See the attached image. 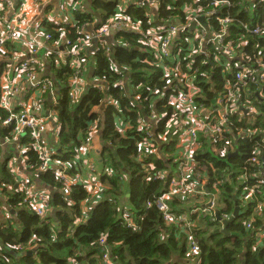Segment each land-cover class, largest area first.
Masks as SVG:
<instances>
[{
  "label": "clouds",
  "instance_id": "obj_1",
  "mask_svg": "<svg viewBox=\"0 0 264 264\" xmlns=\"http://www.w3.org/2000/svg\"><path fill=\"white\" fill-rule=\"evenodd\" d=\"M113 2L115 12L108 14L89 0H65L48 12L37 9L50 0H0V61H11L0 99V128L16 122L0 143V159L11 156L12 174L8 184L0 182V215L15 219L9 217L8 200L16 194V207L39 213L26 243L18 236L0 238V264H19L25 249L36 255L57 244L63 248L60 264H202L209 247L221 254L224 264L230 259L235 264H264V0H209L206 7L190 0L181 8L169 0L166 17L159 13L161 0ZM129 2L143 9L145 19L122 14ZM222 8L232 11L222 19L215 17L214 26L213 14ZM97 22L101 26L92 28ZM122 29L134 30L138 38H117L116 31ZM100 37L111 43L100 42L107 63L93 78L89 73L96 67L95 53L84 50ZM114 45L136 48L147 58L121 62L108 52ZM36 52L43 54L21 60L25 53ZM70 54L69 75L65 68ZM217 66L222 71L218 96V82L210 79ZM137 69L141 75L157 70L162 75L151 86L134 83L126 74ZM201 80L208 91L204 100L194 101L202 95L197 86ZM53 82L57 88L70 86V95L58 96ZM114 87L119 91L113 95ZM90 88L97 90L95 103L78 108ZM109 105L116 119L106 134ZM165 120L168 126L162 128ZM25 124L29 132L21 144ZM257 132L261 139L242 147ZM168 142H177L174 160L164 151ZM205 142L218 160L226 153L231 159L238 151L239 162L223 168H215V161L201 163ZM128 143L136 150L130 159L122 158L117 150ZM31 149L39 153L38 159L24 155ZM65 152L66 161L49 159ZM209 169L212 175H205ZM48 171L51 177L40 179L39 174ZM134 176L141 177L135 191L130 186ZM195 201L211 206L194 207ZM98 206L110 208V214L106 210L96 215ZM217 210H224L220 220ZM57 213L68 222L62 224ZM117 220L121 230L113 232ZM226 224L235 228L220 231ZM45 225L50 228L46 240L34 232ZM22 230V225H13V231ZM224 235L230 236L226 246L216 242Z\"/></svg>",
  "mask_w": 264,
  "mask_h": 264
},
{
  "label": "trees",
  "instance_id": "obj_2",
  "mask_svg": "<svg viewBox=\"0 0 264 264\" xmlns=\"http://www.w3.org/2000/svg\"><path fill=\"white\" fill-rule=\"evenodd\" d=\"M168 2H169V0H161L160 7H159V13L162 17H166L168 15V13L165 10V5ZM186 2H190V0H175V5H176V7L181 8L183 6V4ZM89 3L91 4V6L93 8H100L102 10H106V12L108 14H114V12H115V3L113 2V0H89ZM199 3H200V6L206 7L209 2L201 1ZM230 11H232V9L222 8L221 9V15L224 16V14H228ZM142 13H143V9H129V10H127V12H125L124 15L136 17L138 19L143 20L145 18L142 16ZM99 26H101V25H99ZM99 26H97V27H99ZM116 37L117 38L122 37L128 41H134L137 39V36L129 34L128 32L118 33V34H116ZM109 51L115 59H117L121 62H129V61L136 59L137 57H139L140 59H146L147 58V53L139 52V51H137L136 48H125L122 45H114L113 47H110ZM94 59L96 60V67L93 68V77L95 78L96 76H98L102 73L104 67L106 66L107 61H106L105 50L104 49H98L95 52ZM5 65H6L5 63L0 64V73L4 69L3 67ZM207 67H211V65L209 64ZM65 70L70 75L71 70L68 68V66H66ZM203 70L204 69L202 68V71ZM141 71H142L141 69H137L136 71H133L131 73H127L126 75H128L130 80L134 83L148 82L150 86L152 83L157 82L159 79V76L162 75V71H160V70H157L156 72H152V73H147L146 75H141ZM212 73L213 74H212V77L210 76V79H214L218 82L217 83V91L219 92V89L222 88L221 87L222 85L219 84V81L222 79V75L218 71H214ZM199 83L201 85L202 95H201L200 99L196 98L195 101L204 100L205 96L203 94L208 91L204 81L201 80V81H199ZM60 87H62V89L60 91V96L68 97L70 95V93L68 92L66 87H64V86H60ZM118 91H119L118 87L111 88L110 94L114 95V94L118 93ZM166 91L169 94V90H166ZM96 96H97V90L96 89H94V88L88 89V91L85 93V95H83L81 102H80V105H78L77 107L81 108V107H84L86 105L95 103ZM201 106L205 107L206 104L202 103ZM169 107H171V106L169 105ZM94 116H95V113H93L92 116L89 117V120L93 119ZM170 116L171 115H169L168 119H170ZM115 119H116V116L112 112L111 105H109L105 109V124H106L105 132H106V134L108 132H110V130L114 127ZM167 126H168L167 121L165 120L162 124V128H167ZM6 133H7V131L1 130L0 131V138L5 137ZM76 136H77V138H79L80 133L77 132ZM26 137H27V133H26V136L23 139H21V141H20L21 144L27 142ZM259 140H260V137L255 139V141H253L251 143L245 142L242 145V147L249 146V145H251V144H253ZM174 145H175V142H168V146L164 149V151L170 152L172 154L170 157L171 160L175 159L174 153H175L176 149H175ZM78 146L82 148L83 143L79 144ZM102 148H103V146H102ZM204 148L206 150L204 152L200 153L199 157H198V159L201 163H203L204 161H209V162L215 161L216 162L214 165L215 168H223L226 165H231L233 163V161L239 162V156H240L239 152H237L235 155H232L231 159H229L228 153H226L224 160H218L216 155H214L212 149H210L207 146V144H204ZM135 150H136L135 145L133 143H128L126 147L119 148L117 151L122 158H129L130 159L132 152ZM56 151L61 152L62 149L57 148ZM26 155L29 156L30 159H38L39 158L37 156V154L32 152V151L27 152ZM54 158L55 159H61V161L63 162L69 158V153L65 152L63 156H61V157L54 156ZM7 160L8 159H4V158L0 159V182H2L3 184H8L10 182L11 175H12L10 173L8 167H7ZM147 162L151 163V160L149 159ZM26 163H27V161H26ZM174 169H175V165H173V170ZM39 175H40V179H47V178H50L52 174L50 171H48V172H46V174H39ZM140 179H141V177H139V176H134L132 178L130 186H131L133 191H135L136 186H137L138 182L140 181ZM75 187L79 188L80 186H75ZM207 188L210 190L211 184H209L207 186ZM88 190L86 189V187L83 189V191L85 193H87ZM52 197L54 200H57V201L59 199L58 196L54 193L52 194ZM19 203H20L19 194H16V195L9 198L8 204L12 205V207H10V209H12V210L17 209V211H18V213L16 215L17 219H13V220L9 219V221L6 222V224L0 230V238H2L4 240H8L9 238H11L13 236H18L20 242L26 243L27 240L31 238V235L33 234L32 226L39 222V217H37L33 214H29V213L25 212L24 210H22L23 206L16 207V205H18ZM201 205L202 204L199 201L193 202L194 207H200ZM106 210L110 214V208H107V209L105 207L100 208L99 206L97 207L95 212H96V215H100L101 213H103ZM220 211L222 212L224 210H220ZM57 218L61 220L62 224H66L68 222L67 217L60 216L59 213H57ZM191 218H193V216H191ZM217 220H219V219L217 218ZM15 224L22 225L23 230L20 231L19 233L13 231V225H15ZM234 228H235L234 224H228L225 230L231 232ZM120 230H121L120 229V223H119V220H117L113 224V232H118ZM34 232H35V234L40 235L41 237H43L46 240L49 237L50 228L48 225H45L42 228L36 227L34 229ZM216 235H217L216 233H213V236H216ZM229 239H230L229 235H224V236L220 237L216 242L219 243L222 240L226 246ZM62 252H63V248L61 247L60 244H57L56 247L53 249L41 250L36 255L33 254V250L25 249V254L20 259L19 264H50V262L52 260H57L58 264H60V258H61ZM89 254L91 255V253H89ZM186 254H187V250L185 249L181 253V255L183 256ZM202 255H203L202 264H224V260H223V257L221 256V254L218 251H213L210 247L205 248ZM228 264H235V262L233 259H230L228 261Z\"/></svg>",
  "mask_w": 264,
  "mask_h": 264
},
{
  "label": "built area",
  "instance_id": "obj_3",
  "mask_svg": "<svg viewBox=\"0 0 264 264\" xmlns=\"http://www.w3.org/2000/svg\"><path fill=\"white\" fill-rule=\"evenodd\" d=\"M201 1H204V2H209V0H199V2H201ZM20 2V0H18V3ZM63 2H65V0H63ZM74 2H75V0H74ZM129 9H141V8H138V7H136L133 3H131V2H129L128 3V5H127V7L124 9V12L122 13L123 15L125 14V12H127V10H129ZM39 11V10H38ZM149 11H155V10H152V9H149ZM225 15H227V14H224V16ZM217 16H219L221 19L224 17V16H222L221 15V9L219 10V11H217L216 13H214L213 14V17H212V19H211V23L215 26L216 24H218V21L215 19V17H217ZM200 18H203V17H198L197 18V20L199 21V19ZM204 19V18H203ZM200 22V21H199ZM204 22H205V20H204ZM159 21H153V24H154V26H159ZM193 23H195V22H193ZM201 23V22H200ZM203 24V23H202ZM100 24H99V22H97V24H95V25H93L92 26V28H94V29H98L100 26H99ZM50 26L51 27H56V28H58V27H61V26H64V27H68V25H60V24H55V25H53V24H51L50 23ZM97 26H99V27H97ZM194 27H195V25H194ZM86 32H88V31H91V29H86L85 30ZM125 32H128L129 34H132V35H134V36H137V34L134 32V30H131V29H122V30H117L116 31V33H115V35L116 34H118V33H125ZM164 35H166V34H164ZM107 37H100L99 39H96V38H93L92 40H90V42H89V46L88 47H90V44L91 43H94V42H97V44L95 45L96 47H95V49H93L94 51V53L98 50V49H104L102 46H101V41H103L104 43H105V39H106ZM137 38H138V36H137ZM106 44V43H105ZM58 47V50L59 51H64V46L63 45H59V46H57ZM88 47H86L85 48V50L88 48ZM84 50V51H85ZM110 50V48H108V52H110L109 51ZM38 53H40V52H36V53H29L30 55H32V56H35V55H38ZM53 54H51L50 53V57L52 56ZM77 55H80L79 53L77 54ZM81 58H83V57H81ZM68 59V62H67V64H66V66H68V68L71 70V54H70V56H69V58H67ZM235 59L236 58H233V64H235ZM1 63H5L6 65L2 68L3 70L1 71V73H0V99H2V96H3V84H4V80H5V71H6V69L8 68V65L9 64H11V61H0V64ZM210 65H211V62H210ZM221 75H222V71H221V69H220V67L219 66H217V69H216ZM9 74V73H8ZM211 77H212V75H211ZM53 85L55 86L56 84H55V82H53ZM197 86L198 87H201V85H200V83H198L197 84ZM222 87V86H221ZM55 88V87H54ZM54 88H53V90H54ZM66 89L68 90V92L70 93L71 92V87L70 86H68V87H66ZM220 91H222V88L221 89H219V92L217 91L216 93H215V95H219V93H220ZM201 93H202V89H201ZM45 94H47V93H45ZM169 95H172V92H171V90L169 89ZM178 95V94H177ZM196 98H198V99H200L201 98V96L200 97H193V100L195 101V99ZM171 106V105H170ZM202 107V106H201ZM219 107V106H218ZM18 109H14V111H17ZM217 115H219V113H217ZM170 119H171V116H170ZM15 126H16V122L15 121H11L10 123H9V125L8 126H5V127H3V128H0V131L2 130V131H7V133H6V136H10L11 135V133L15 130ZM253 131H256V126L254 125L253 126ZM23 132L25 133V135H22V136H20L19 138H18V140H19V142L21 141V139H23L25 136H26V133H28L29 132V126L27 125V124H25V126H24V129H23ZM196 135L197 136H199V132H197L196 133ZM227 134H225V136H226ZM260 137V139H261V136H260V133L259 132H257L255 135H253L249 140H247L246 142H248V143H251V142H253V141H255V139H257V138H259ZM3 142V140H2V138H0V143H2ZM205 144H207V146L210 148V149H212V146H211V144H209L208 142H205ZM84 146V145H83ZM175 149H176V151H175V153H174V156L176 157V153H177V151H178V148H177V142H175ZM217 146H219V145H217ZM203 147H204V145H203ZM30 151H32V152H34V153H36L37 154V156L39 157V153L38 152H36V150L35 149H31ZM238 152V151H237ZM236 152V153H237ZM236 153H234V154H236ZM27 154V152L25 153V155ZM215 155V154H214ZM55 156V155H54ZM54 156H50L49 157V159H55L54 158ZM11 158H8V160H7V167H8V161L10 160ZM175 170V169H174ZM205 175H211L212 174V172H211V170L209 169V170H207L205 173H204ZM66 175H67V173H66ZM172 179H175V177H172ZM210 184V183H209ZM13 187L14 188H16V187H19V185L18 184H13ZM86 189L88 190V188L86 187ZM199 190H200V186L199 185H197V192H199ZM169 191H171V187H170V181H169ZM163 195H167V193H164ZM206 206V205H205ZM205 206H203V205H201L200 207H205ZM208 206V205H207ZM209 206H211V205H209ZM29 207H31V205H29ZM22 210H24L25 212H27V213H29V214H33V215H35V216H37V217H39V213H37L36 211H35V209L33 208L32 210H31V212H29L28 210H26L24 207H23V209ZM193 215V217L195 218L196 217V213H193L192 214Z\"/></svg>",
  "mask_w": 264,
  "mask_h": 264
},
{
  "label": "crops",
  "instance_id": "obj_4",
  "mask_svg": "<svg viewBox=\"0 0 264 264\" xmlns=\"http://www.w3.org/2000/svg\"><path fill=\"white\" fill-rule=\"evenodd\" d=\"M57 3H63V0H50V3L48 4V5H46L45 7H44V9H37V11L39 10V11H44V12H48V11H50L51 10V5H53V4H57ZM105 43L106 44H109V43H111V41H110V39L107 37L106 39H105ZM97 44V42H94V43H91L90 44V47H88L86 50H85V53H94L93 51V49H95V45ZM43 53L42 52H40V53H38V55H35V56H32V55H30L29 53H25V56L24 57H21V60H23V59H25V58H35L36 56H41ZM46 70H47V65H46ZM92 77H93V69H91V71H90V73H89ZM13 74H12V72H9V74H8V76L9 77H11ZM94 78V77H93ZM55 84H56V82H55ZM55 88H54V91L55 92H57V94H60V91H61V89H62V87H59V88H57L56 87V85L54 86ZM83 95H85V93L83 94ZM83 97V96H82ZM48 99V94H45V100H47ZM45 107H49V105L48 104H45ZM84 145V144H83ZM84 146H82V148H83ZM24 155H25V153H24ZM4 159H8V158H11V156L10 155H5L4 157H3ZM17 165L19 166V161H17ZM0 203H3V201H2V199H0ZM105 204H107V202H105ZM207 204H208V202L207 201H205V203L204 204H202L203 206H207ZM100 208H104V206H99ZM234 209L235 208H233L232 210H233V212H234ZM219 211V216H221V211L220 210H218ZM17 213H18V211H17V209H15V210H12V209H10L9 208V210H8V214H9V217H12L13 215L15 216V219H17ZM237 215H239V213L237 212ZM9 221V218H5V217H3L2 215H0V230L2 229V227L6 224V222H8Z\"/></svg>",
  "mask_w": 264,
  "mask_h": 264
},
{
  "label": "water",
  "instance_id": "obj_5",
  "mask_svg": "<svg viewBox=\"0 0 264 264\" xmlns=\"http://www.w3.org/2000/svg\"><path fill=\"white\" fill-rule=\"evenodd\" d=\"M199 21H200L201 23H204V19H203V18H200ZM194 25H195V23H192V27H194ZM233 155H235V154H233ZM228 157H229V156H228ZM207 205L209 206L210 203H208ZM216 215H217V218L220 220V216H219V211H218V210H217ZM234 215L237 216V210H236V209H234ZM227 225H228V224H226L225 229H226ZM225 229H222V231H225Z\"/></svg>",
  "mask_w": 264,
  "mask_h": 264
},
{
  "label": "rangeland",
  "instance_id": "obj_6",
  "mask_svg": "<svg viewBox=\"0 0 264 264\" xmlns=\"http://www.w3.org/2000/svg\"><path fill=\"white\" fill-rule=\"evenodd\" d=\"M215 71H217V70H215ZM212 74H213V73H212ZM212 74H211V75H212ZM57 95L60 96V94H57ZM192 216H193V215H192ZM216 216H217V215H216ZM237 216H239V215H237ZM220 218H221V216H220ZM193 219H194V217H193ZM221 231H222V229H221Z\"/></svg>",
  "mask_w": 264,
  "mask_h": 264
}]
</instances>
